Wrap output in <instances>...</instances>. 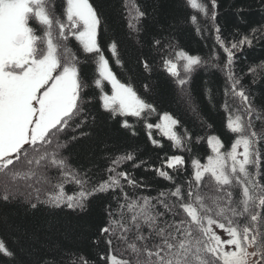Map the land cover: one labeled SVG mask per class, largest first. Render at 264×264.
Listing matches in <instances>:
<instances>
[{
  "label": "snow or ice",
  "instance_id": "snow-or-ice-1",
  "mask_svg": "<svg viewBox=\"0 0 264 264\" xmlns=\"http://www.w3.org/2000/svg\"><path fill=\"white\" fill-rule=\"evenodd\" d=\"M61 2L63 19L56 12V0H0V201L26 203L31 209L84 211L93 198L108 195L106 221L94 241L103 240L108 247L106 256L100 254L106 264H249L250 257H258L253 264H264V110L254 106L251 93L234 71L236 52L251 46L259 29L226 44L215 23L217 0H185L193 10L187 23L196 33L204 31L200 16L211 21L216 45L227 57L223 66L213 63L214 51L206 59L180 48L170 37H154L150 47L171 78L178 101L197 118L199 106L190 87L193 75L208 66L224 73L221 108L227 114L225 127L235 138L222 151L220 138L209 137L213 154L206 164L191 157L190 171L184 155L165 154L157 167L133 149L107 156L104 177L97 178L92 169L73 165L64 154L69 143L90 135L84 130L90 119L88 84L81 78V64L89 54L98 73L92 83L101 89L102 107L113 116L126 117L123 129L135 136V126L127 117L142 119L154 146L163 147L152 139L156 128L173 148L189 154L193 136L169 112L162 113L155 125L147 122L156 107L139 96L131 83L117 78L97 40L102 23L97 8L90 0ZM124 9L129 35L139 42L148 13L137 0H124ZM72 37L83 46L82 53L71 46ZM108 48L114 64L122 68L118 42L113 40ZM137 63L150 74L155 61L141 55ZM259 67L264 68V62ZM248 71L255 76L257 68ZM104 82L111 85V95L103 92ZM144 87L147 91L148 85ZM202 139L195 137L196 142ZM129 164L130 169L121 170ZM142 167L171 186L156 196L144 195L149 185L134 174ZM114 248L130 258H119ZM0 259L17 264L16 250L3 237ZM38 264L91 262L83 254L53 250Z\"/></svg>",
  "mask_w": 264,
  "mask_h": 264
},
{
  "label": "trees",
  "instance_id": "trees-1",
  "mask_svg": "<svg viewBox=\"0 0 264 264\" xmlns=\"http://www.w3.org/2000/svg\"><path fill=\"white\" fill-rule=\"evenodd\" d=\"M204 2L207 3V0ZM56 3V12L61 14L63 19L64 5L61 0H56ZM90 3L97 8L101 16L102 23L97 40L109 58L117 78L123 83H131L139 96L156 107V114L149 117L147 122L155 125L162 113L169 112L179 118L182 125L192 133L193 143L189 154L183 149L173 148L168 137L164 136L161 130L153 128L152 139L159 140L163 146L156 147L149 139L144 120L135 117L127 119L135 126L136 135L133 136L128 130L123 129L121 123L126 117L113 116L102 107L101 89L92 83L98 73L89 54L88 61L81 64V78L88 84L85 91L86 98L89 99L86 107L90 119L84 130L90 135L69 143L64 154L70 158L73 165L92 169L97 178H103L108 165L107 156L138 149L140 159H146L157 167L161 165L159 158L165 154L184 155L185 167L190 171L191 157L205 162L212 154L207 143L211 135L220 138L225 146L221 150L226 151L235 134L230 133L225 127L227 114L221 108L226 85L224 73L208 66L207 69H201L193 75L190 87L199 106L200 116L197 118L178 101L177 90L171 78L159 67L158 57L150 47L154 37H170L180 48L206 59L214 51L216 57L213 63L223 66L227 57L223 48L216 45V33L211 21L200 16L204 31L198 34L187 23V17L193 14V10L185 0H137L140 7L148 13L142 21L144 31L137 42L135 37L129 35L124 0H90ZM217 4L218 15L215 23L220 27V36L226 44L244 35L251 36L253 29H259L254 34L253 44L245 45L242 50L236 52L234 71L241 84L251 93L254 106L264 110V68L259 67L264 62V0H217ZM113 40L118 42V51L124 62L122 68L114 64L108 48ZM71 46L82 53L83 46L74 37L71 38ZM141 55L150 62L155 61L150 74L137 63ZM81 60H85L83 55ZM250 67L257 68L255 76L248 71ZM144 85H148L147 91ZM103 92L109 95L112 93L107 82H104ZM209 92L211 100L207 94ZM176 130L183 131L179 127ZM256 130L261 131L259 122ZM197 136L204 139L196 142ZM261 150L264 152V144L261 145ZM130 168L129 164L121 170ZM134 174L138 179L142 177L149 185L150 190L145 191L144 195L156 196L160 190L171 186L169 182L157 177L153 171H145L143 167L136 169ZM109 200L108 195L102 194L93 198L84 211L51 209L47 206L31 209L26 203L0 201V237L16 250L17 264H38L53 250L83 254L91 264H106L100 259V254L106 256L108 247L103 240L99 244L94 241L99 237V228L106 221L104 209ZM113 251L119 258H130L127 252L121 253L115 248ZM0 264H8V261L0 259Z\"/></svg>",
  "mask_w": 264,
  "mask_h": 264
},
{
  "label": "rangeland",
  "instance_id": "rangeland-1",
  "mask_svg": "<svg viewBox=\"0 0 264 264\" xmlns=\"http://www.w3.org/2000/svg\"><path fill=\"white\" fill-rule=\"evenodd\" d=\"M211 136H213V135H211ZM210 136V137H211ZM211 148V147H210ZM212 150V149H211ZM213 154V153H212ZM202 164H206L207 163V161L206 162H201ZM217 232H218V234H220L221 236H222V238H227V234L226 233H224L222 230H217ZM226 250H229L227 247H226ZM250 252L251 251H254V248H249L248 249ZM256 259H258V257H250L249 258V264H253V262L256 260Z\"/></svg>",
  "mask_w": 264,
  "mask_h": 264
}]
</instances>
